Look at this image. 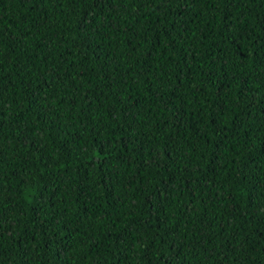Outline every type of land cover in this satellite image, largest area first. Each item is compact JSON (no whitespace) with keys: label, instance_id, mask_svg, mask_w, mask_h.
I'll return each mask as SVG.
<instances>
[{"label":"trees","instance_id":"16d2710c","mask_svg":"<svg viewBox=\"0 0 264 264\" xmlns=\"http://www.w3.org/2000/svg\"><path fill=\"white\" fill-rule=\"evenodd\" d=\"M0 264H264V0H0Z\"/></svg>","mask_w":264,"mask_h":264}]
</instances>
